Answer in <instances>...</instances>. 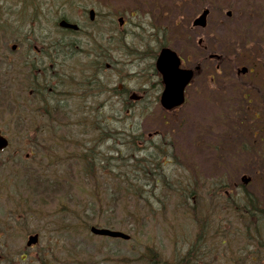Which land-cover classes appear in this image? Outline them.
Wrapping results in <instances>:
<instances>
[{
	"label": "rangeland",
	"instance_id": "rangeland-1",
	"mask_svg": "<svg viewBox=\"0 0 264 264\" xmlns=\"http://www.w3.org/2000/svg\"><path fill=\"white\" fill-rule=\"evenodd\" d=\"M104 4L110 12L109 19H112L111 12L123 16L124 20L125 17L127 19L125 20L127 22L126 25L123 26L124 29L119 28L120 34L114 40L119 45V50L114 53L113 58L119 61L118 68L124 71L128 70L130 75L135 74V72H141L142 78L134 76L130 77V79H125V82L130 84L131 87H140L145 83L144 80L147 81L154 78L152 68L161 46V44L158 46L159 42H162L163 46L167 45L176 50L183 57L184 64L188 66H192L198 57L200 60L203 59L202 56H198L196 53L195 45L196 36L198 37L201 34H203L206 44L209 45L210 51L221 55L224 54L227 57L230 55L231 61L223 64V70L220 72L214 71V65L212 64L214 60H204L202 73L195 77L191 85L186 88L187 102L181 112H177L180 113V117L175 120L174 117H168L171 122L168 124L167 130L171 131L169 137L175 143L176 153L180 158L185 157V159L180 160L192 162V165L198 163L200 167L199 173L202 178L214 177L215 180L220 175L219 172H222L229 183L226 189L231 190L234 188V181L238 182L242 175H246L251 178V182L248 185L249 190L258 197L260 195L264 203V173L259 171L257 165L247 162L246 156L240 155L238 149L235 151V146L242 142L244 136H248L247 120L254 117L253 112L255 111L254 109H247L246 112L244 110L247 105L245 104L246 101L242 100V93H247L249 98L254 97V92L244 87V82L248 80L255 81V79L264 81V70L261 67L262 64H258L259 68L255 69V76H239V78L234 76L235 65H245L247 67L252 65L247 56L255 62L254 54H257L261 61L264 60V57L261 52H256L255 50L252 53L240 51L239 55L232 57L229 51V48L232 49V45L228 39L232 32L264 30V0H115L110 5L105 0ZM205 7H210L212 10L208 18V25L203 30L191 28V20ZM131 11H133V17L129 14ZM227 11H231L230 18L226 16ZM114 20L116 21V17ZM113 28L114 30L117 29L114 26ZM253 44H258V42L253 41ZM198 52L201 51L198 49ZM202 53L204 56L207 55V51ZM209 75L215 76L214 87L209 86L211 84L208 82ZM138 80H141V82ZM226 83L228 88L225 90ZM156 90L155 88L154 91ZM141 103H135L133 108L131 107V114H126L128 120L125 119V122L121 119H114V122L118 125V128L115 129H119L121 126L126 128L125 125L133 122L130 125L133 131L128 128L127 134L134 136L139 133L140 135L136 137L140 139H145L146 135L151 131H159L165 120V114L159 109L158 104L154 100L152 103L148 101ZM118 104H120V108L121 102L117 103L109 100L107 108L109 111H117ZM105 111L107 110L105 109ZM99 116L101 117L102 113ZM107 121H109L107 118L99 120L101 124L102 122L108 124ZM4 132L8 135V131ZM259 135L264 136V126L262 125ZM151 140L157 139L152 137ZM195 142H199L200 145H208L211 150L201 148L202 150L194 151ZM14 147L21 150L20 147L15 145ZM31 149H33L32 143L27 142V145L24 146V151H19L13 159L18 162L22 161L23 165H30L31 156L29 153ZM78 149L79 147H75V150ZM53 151L56 154V149H53ZM71 151V149H68L65 153H57L60 157L69 154L70 162L58 163L55 166L57 168V171L54 172L55 174L61 175L63 171L68 170L69 164H72L71 161L80 162L79 158L75 157V151ZM8 156H15L12 149L2 154L4 159ZM232 156H235L237 161H233ZM7 169L8 167L6 166L1 168L0 179L7 174ZM164 169L165 167L162 166L156 168L161 178L167 179L169 174V177L173 180L180 179V174L175 168H167V172ZM15 170L18 169L16 168ZM142 172L143 174L145 173L144 171ZM63 175H69V173L66 172ZM147 175L149 174L147 173ZM222 178L224 179L223 176ZM13 183L14 181L4 192L15 193L12 190V187H14ZM78 184L79 181L67 179L66 184L58 192L62 197L58 201L61 206L69 207L67 200L70 187L74 185L76 187ZM122 186L123 184H121ZM156 187L153 181L140 175L139 182L134 184L132 189L140 196L146 194L147 198L150 199L149 195L151 196V193L149 189H154L155 193L158 194V188ZM100 189L103 190L104 187ZM20 191L25 195L23 188H20ZM85 196L82 201L80 196L77 195L74 202L72 201V206L75 207L73 212L70 213L69 209H67L69 212L62 214L65 218L66 228H68L52 232L48 230L50 224L45 223V228H41L40 232H37L39 243L34 247H24L26 236L29 230H34L35 227L40 225L41 217L34 218L30 216V210L18 217L21 210L15 214L10 212L14 209V206L9 211H3L0 208V221H3L1 217H7L5 222L11 221L14 223L19 221L20 225L27 223L29 227L28 231L15 232L10 238L3 239V236L0 237V264H37L34 259L39 250L38 246L44 247L47 251L48 245H50L49 252L52 253L47 254L45 258L52 256L58 260L65 258L69 260L70 257L81 261L85 259L82 264H93V262L94 264H154V261L159 257L158 252L160 250L165 251L164 255H168L169 251L173 250L174 260L182 259L185 255L186 248L191 243L189 236L192 226L193 229H196L195 225L197 222L186 227L182 225L183 231L177 225L171 226L172 221L177 223L179 212L170 207L164 199L165 205L150 212L152 216H146L148 212L140 213L139 217L142 220L140 235L145 236L147 241L145 242L144 239H141L136 243L134 239L130 242H125L123 240L117 241L113 238H100L91 235L86 229L83 230V223H89V220L81 212H77L79 213L77 218L72 214L81 209L82 203L88 199V193H85ZM55 197H57V194ZM157 197L159 198V195ZM98 206V204L95 205L94 202H91L90 206L86 205L84 209L86 213L93 216V214H97ZM152 206L155 207L156 204ZM57 208V204L47 206V220L49 216L53 217L58 214ZM158 210L170 211L168 223L175 235L174 243H167L170 236H166L163 239L162 234L159 232L161 230L159 224H162V222L157 224V218L153 217L155 211ZM166 215L168 214L166 213ZM220 216H222L221 211L212 217V222L216 223L217 218ZM57 217L51 218V220L54 221ZM16 219L18 221H15ZM195 219L198 221V218ZM105 221L106 219L102 217L101 222L104 223ZM112 221L114 226H120L118 219L114 218ZM0 228H2L1 224ZM143 242L151 249L148 254L144 252V248L140 244ZM20 246L24 248L21 249ZM18 248L20 250L15 253ZM202 251L200 248L199 253H196L195 257L199 258ZM141 255L144 257H141ZM158 261L162 262V259Z\"/></svg>",
	"mask_w": 264,
	"mask_h": 264
},
{
	"label": "flooded vegetation",
	"instance_id": "flooded-vegetation-1",
	"mask_svg": "<svg viewBox=\"0 0 264 264\" xmlns=\"http://www.w3.org/2000/svg\"><path fill=\"white\" fill-rule=\"evenodd\" d=\"M104 1L0 0V131H9L8 125L12 131H46L45 124L38 126L33 119L39 117L48 118L47 131H55L56 116L72 118L75 122L70 125L77 126L76 120L81 119L77 115L86 114L80 109L94 107L97 112L92 110L91 113H99L98 105L101 106L100 100L107 90L119 93L112 98L115 102L130 97L131 86L109 69L111 65H119L113 58L119 50L114 40L120 34L119 28L124 29L127 19L125 17L120 25L119 15L113 12L109 19L110 12ZM112 1L115 0H107V3L110 5ZM129 14L133 17V11ZM258 37L251 31L232 32L228 38L233 49L229 48L230 53L239 55L237 45L241 46L239 51L247 49L251 46L248 40ZM195 45L203 61L213 60L209 57L213 52H209L210 48L203 42L199 44L197 37ZM207 48L204 56L202 52ZM198 64L199 57L193 66ZM237 68L234 67L236 78L239 77ZM155 73L156 79L151 80L157 85L160 78ZM200 73L201 70L196 75ZM212 78L209 77L211 85ZM105 82H108L106 89ZM114 83L115 86L109 88ZM244 87L256 90L255 100L262 105L257 110H264V81L248 80ZM243 99L250 100L246 93ZM28 120L33 121V127L25 129ZM256 245L255 254L245 249L244 264H262L257 254L260 242Z\"/></svg>",
	"mask_w": 264,
	"mask_h": 264
},
{
	"label": "bare ground",
	"instance_id": "bare-ground-1",
	"mask_svg": "<svg viewBox=\"0 0 264 264\" xmlns=\"http://www.w3.org/2000/svg\"><path fill=\"white\" fill-rule=\"evenodd\" d=\"M159 40H160V38H159ZM160 44L162 45L163 43L159 42L158 46ZM109 69L112 72H114L115 74H119L121 80L130 79V77H134V76H139L140 78H142L140 71L135 72V74L130 75L128 70L124 71L122 69H119L118 66L116 67L115 65H111V67ZM118 69H119V71H118ZM123 73H125V74H123ZM138 81L141 82V80H138ZM144 82H145V80H144ZM93 83L99 85L97 81H94ZM95 95H98V94L95 93ZM92 110L96 111L97 109L94 107L93 108L90 107V108H86L84 110L82 108V110L80 109V112H85L88 114V113H91ZM108 163L113 165L114 167H118L120 165V163L117 161H109ZM191 165L187 166V167L178 166L175 168L180 174V179H176L177 182L170 186V188L167 192V196H166V198L168 200V205L174 209H178V208L183 207L187 211L189 203L187 201H185V202L182 201V193L184 191L191 190L193 188H195V189L198 188V182L195 178V174L199 171L200 167L198 166V163H195L192 166ZM16 180H18V178H16ZM5 181H6V177H3L2 179H0V182H5ZM250 182H251L250 179L247 180L246 184H244L242 180H239L238 182L234 181V183H233L234 188L231 190L226 189L227 187H225V186H217L213 191L206 193L202 196H198V201L195 203L194 211L197 212V209H198V211L201 214H203L204 216H206L208 218H212L219 211L222 212V210L223 211L226 210V208H225L226 202H227L225 200L226 198L233 199L236 203H239L241 205L240 211L242 212V216L234 214V215L229 216V218H226L223 220H226V221L229 220L231 222H235L240 227V230H238L235 233V236L238 238L239 241L244 240L245 236H246V232H245L246 229L251 227L254 224V218L252 215H250L251 203L248 200V197H250V196L255 198L252 191H250L248 188V185ZM7 185H9V181H8ZM147 197L148 196L145 194V198L140 199L138 202L141 205H142V203H145L146 207H150L148 200H147L148 199ZM257 203L259 205L260 210L264 211L263 203L259 199L257 200ZM203 225L205 227L207 226L206 223H203ZM159 232L161 234L163 233L162 230H160ZM205 234L210 235V237L212 236V234H210V230H208V229L205 230ZM201 236H202V233H199V235H197V238L200 239ZM257 242H260L259 257H261L262 264H264V234H262L260 237L255 238L253 247H254V249L256 248V250L253 251V247H252L250 249V252L252 254H255V252L257 251V245H256ZM216 256H217V253H215L214 255H212L210 257L200 258V259L196 260L193 264H210V261L213 260ZM192 260H194V257L187 260L185 263L186 264L190 263ZM238 262H241L240 257L238 258ZM259 264H260V262H259Z\"/></svg>",
	"mask_w": 264,
	"mask_h": 264
},
{
	"label": "trees",
	"instance_id": "trees-1",
	"mask_svg": "<svg viewBox=\"0 0 264 264\" xmlns=\"http://www.w3.org/2000/svg\"><path fill=\"white\" fill-rule=\"evenodd\" d=\"M122 133L120 134V141L122 142L123 140H125V135L123 134V136L121 137ZM250 136L253 137L256 141L254 142H251L249 141L248 143H245V142H242L241 144V147H242V150H244L247 154H248V158H250V161H253L257 164V166L262 169H260L261 171H264V140L262 141H259L258 140V131H250ZM56 139H57V142L60 144V147H62L63 145L61 144L62 143V139L63 137L60 135V134H56L55 135ZM127 137H129V135H127ZM89 150V152H86L84 153L81 158L83 159L85 157L86 161H87V172H88V175L90 176V178L94 181V183H91L90 181H88V185H89V189H88V196H89V200L90 201L91 199H94L97 195H98V186L96 184V177L93 173V163L90 161V154L92 153L90 147L87 148V151ZM121 149L119 150V152L121 153ZM46 154H48L47 152H45ZM88 153V154H87ZM134 165H129V166H126V165H119V169L121 168H133ZM138 170L140 171V174L142 176H146V174L149 172L148 170V167L147 165H138ZM144 171L145 173L143 174ZM150 177V175L148 176ZM37 178H40L41 182L43 184L46 185V188H50V186L53 185V183L55 182V180H52V181H47L46 178H44L43 176H40L38 175ZM153 180H155L156 178L155 177H152ZM172 185V183L167 180L166 178L162 177L161 179V186L166 189V190H169L170 186ZM132 188V185H131V182L127 183L126 186L124 187L123 189V192H125L126 190ZM196 190L195 188L191 189V190H187V191H184L182 193V201H187L189 199V197H193L196 193ZM257 200L258 198L255 197ZM253 198V197H248V200L249 202L251 203V210H250V215L253 216L254 218V222L256 220V214L257 212H262V216L264 217V211H261L260 208H259V205L257 203V200ZM227 202H226V210L223 211L222 213L225 215V216H220L217 218V222L214 223L212 222V219L211 218H208L206 216H204L203 214H201L198 209H197V212L194 211L195 209V203H190L188 204V210L186 211V213L190 214V216L192 218H194V220L196 221L195 218H198V226L200 228L199 232L200 233H204V225L203 223H206V224H209L212 226V231H210V234H212L211 238L210 239H215V240H218L221 244H225L224 247L225 248H235L237 247L238 245L236 244H233L232 242L238 240V238L236 236H233V234H235L238 230L232 228V227H226L227 225H230L229 223L231 221H226V220H223V219H226V218H229V216L231 215H239V216H242V212L240 211V207L241 205L239 203H236L233 199L231 198H226L225 199ZM147 201V200H146ZM150 205V204H149ZM84 208L86 206H83ZM99 206H98V210H99ZM162 208V205L159 204L157 209H160ZM151 210L150 207H146L145 206V203H142L141 206H137L136 207V211L135 213H137V215L140 213H142L144 210L147 212H149V210ZM198 213V214H197ZM102 215L97 214L93 217H90L91 219H95V221H97V223L100 221V217ZM123 216L120 217V221L122 222V225L126 227V224L123 222L126 220L124 219L123 220ZM130 220L131 221H137V220H140V217L137 216V217H133L130 215ZM106 223H109V221H105ZM208 225V226H209ZM128 226V225H127ZM207 226V227H208ZM206 227V228H207ZM226 241V242H225ZM228 242V243H227ZM147 247V245H146ZM186 264V263H185Z\"/></svg>",
	"mask_w": 264,
	"mask_h": 264
},
{
	"label": "water",
	"instance_id": "water-1",
	"mask_svg": "<svg viewBox=\"0 0 264 264\" xmlns=\"http://www.w3.org/2000/svg\"><path fill=\"white\" fill-rule=\"evenodd\" d=\"M207 10H204L193 22L194 25H205ZM157 69L161 73L164 83V92L161 98V105L170 109L183 102V90L192 77V71L179 68V61L176 54L168 48H163L157 59ZM244 71V69L242 70ZM6 144L4 138H0V148ZM246 181V180H244ZM95 234L125 237L120 232H112L106 229L92 227ZM37 236H31L28 244L34 243Z\"/></svg>",
	"mask_w": 264,
	"mask_h": 264
}]
</instances>
